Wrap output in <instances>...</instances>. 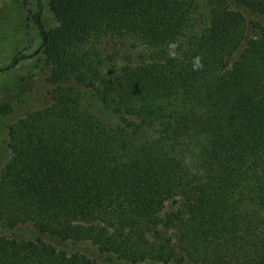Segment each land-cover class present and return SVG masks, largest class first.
I'll list each match as a JSON object with an SVG mask.
<instances>
[{
	"label": "trees",
	"instance_id": "1",
	"mask_svg": "<svg viewBox=\"0 0 264 264\" xmlns=\"http://www.w3.org/2000/svg\"><path fill=\"white\" fill-rule=\"evenodd\" d=\"M39 1L49 104L0 169L37 238L0 264H264V0H51L48 31Z\"/></svg>",
	"mask_w": 264,
	"mask_h": 264
},
{
	"label": "rangeland",
	"instance_id": "2",
	"mask_svg": "<svg viewBox=\"0 0 264 264\" xmlns=\"http://www.w3.org/2000/svg\"><path fill=\"white\" fill-rule=\"evenodd\" d=\"M50 1H39L40 19L47 31L55 26ZM36 12V0H0V169L9 158V126L24 114L49 104L46 84L48 66L42 57L37 29L30 19ZM16 58L19 62L10 67ZM5 105L10 107L9 113L4 111ZM83 106L99 120L114 122L112 116L89 96L83 98ZM0 235L26 240L37 238L34 233L22 228H0Z\"/></svg>",
	"mask_w": 264,
	"mask_h": 264
}]
</instances>
